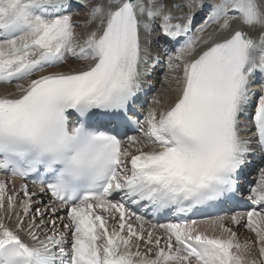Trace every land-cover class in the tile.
Masks as SVG:
<instances>
[{
    "label": "snow or ice",
    "instance_id": "obj_1",
    "mask_svg": "<svg viewBox=\"0 0 264 264\" xmlns=\"http://www.w3.org/2000/svg\"><path fill=\"white\" fill-rule=\"evenodd\" d=\"M0 84V264H264V0H0Z\"/></svg>",
    "mask_w": 264,
    "mask_h": 264
},
{
    "label": "bare ground",
    "instance_id": "obj_2",
    "mask_svg": "<svg viewBox=\"0 0 264 264\" xmlns=\"http://www.w3.org/2000/svg\"><path fill=\"white\" fill-rule=\"evenodd\" d=\"M170 3H180L182 2V0H169ZM83 9L82 7L78 9L74 8L73 11L76 12L78 10V12L82 13L80 10ZM84 10V9H83ZM84 14V13H83ZM204 15V14H202ZM198 16V15H197ZM75 20H79V21H83L85 19V15L83 17H80L79 15L74 16ZM203 23V18L201 20H199L196 17L195 22L192 25V29H191V35L193 34H198L197 33V29L202 25ZM211 30V29H209ZM246 31H248L247 29H245ZM165 44L168 45V41H165ZM161 39H159V35L153 37L152 40V48H153V53L152 55L155 56L157 54V51L160 50V48L165 45ZM178 46V45H177ZM157 49V51H155ZM69 63H73L72 61H69ZM163 67L160 65H157L156 69L154 71H152V75L150 77H147V85H151V87H147L145 89H147V96H146V100L147 103H144V108L146 109L148 107V104L152 101V99L154 97H156L157 95H159L162 91V89L165 87L162 84V80L164 77V72H163ZM163 72V73H162ZM162 73V76L159 74ZM6 86H0V89L5 88ZM150 93V94H149ZM0 176H3L0 174ZM17 187H19V182H17ZM11 187V185L9 186ZM33 187L29 186V190H32ZM36 199H42L43 200V204H47L48 201L45 197L43 196H38ZM41 208H43V205H40ZM229 226H232L231 224H229ZM146 227H150V225H146ZM234 230L237 231L238 236L240 238L241 241H243L244 239L248 238V237H252V233L246 231L243 227H234ZM256 259H259L258 255L255 257Z\"/></svg>",
    "mask_w": 264,
    "mask_h": 264
},
{
    "label": "rangeland",
    "instance_id": "obj_3",
    "mask_svg": "<svg viewBox=\"0 0 264 264\" xmlns=\"http://www.w3.org/2000/svg\"><path fill=\"white\" fill-rule=\"evenodd\" d=\"M78 10H79V9H78ZM78 10H77V11H78ZM77 11H76V12H77ZM80 11H81L82 13L79 12V16H80V17H83V16H84V14H83V13H84V10L81 9ZM151 40H153V37L151 38ZM155 51H157V49H156ZM157 52H158V51H157ZM163 72H164V71H163ZM163 72H162V73H163ZM162 73H159V74L162 76Z\"/></svg>",
    "mask_w": 264,
    "mask_h": 264
}]
</instances>
